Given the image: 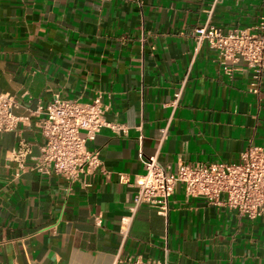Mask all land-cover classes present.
I'll list each match as a JSON object with an SVG mask.
<instances>
[{
	"label": "crops",
	"instance_id": "0c3cea01",
	"mask_svg": "<svg viewBox=\"0 0 264 264\" xmlns=\"http://www.w3.org/2000/svg\"><path fill=\"white\" fill-rule=\"evenodd\" d=\"M242 2L222 0L213 24L244 27ZM213 3L0 0V95L21 103L17 131L0 135V264H128L136 257L264 264V216L240 218L186 197L183 186L171 197L168 219L148 206L132 211L134 180L148 157L174 172L179 163H238L248 147L264 148V76L243 64L228 75L218 53L197 41ZM98 95L106 119L127 133L104 129L88 143L105 172L88 177V186L76 183L69 194L62 178L32 171V159L24 170L10 159L20 141L32 158L40 153L32 111L55 96L90 104Z\"/></svg>",
	"mask_w": 264,
	"mask_h": 264
},
{
	"label": "built area",
	"instance_id": "2783aa9c",
	"mask_svg": "<svg viewBox=\"0 0 264 264\" xmlns=\"http://www.w3.org/2000/svg\"><path fill=\"white\" fill-rule=\"evenodd\" d=\"M222 0H214L206 24L196 30L199 44L207 43L210 50L218 53L224 70L231 75L239 64L252 70L258 79L264 76V12L252 25L223 29L212 22L214 8ZM264 6V4H263ZM256 87V85H254ZM258 93L257 88L253 91ZM182 97L178 92L172 106L175 108ZM21 103L9 94L0 95V135L17 131L21 121L14 111ZM32 116L39 119V130L43 138L38 156L32 158V148L25 141L10 153V159L24 170L32 159V171L43 177L57 176L67 184L72 192L76 183L100 171L104 172L99 155L88 149V143L95 141L98 134L109 129L116 134H126L124 126L110 123L106 119V108L102 95L92 103L82 104L63 100L55 96L53 100L37 110ZM145 174L135 177L133 213L140 207L148 206L168 219L170 200L179 186L184 187L188 198H205L216 207H227L240 218L256 220L264 216V148L248 147L234 164L210 163L195 166L179 163L174 172L164 169L157 156L145 159ZM105 173V172H104ZM122 184L129 183L126 174H118ZM129 222L123 221L120 234L126 240ZM128 264H168L167 260H145L131 258Z\"/></svg>",
	"mask_w": 264,
	"mask_h": 264
},
{
	"label": "rangeland",
	"instance_id": "374dc122",
	"mask_svg": "<svg viewBox=\"0 0 264 264\" xmlns=\"http://www.w3.org/2000/svg\"><path fill=\"white\" fill-rule=\"evenodd\" d=\"M264 0H243L237 17L240 18V25L247 27L252 25L254 20L264 12Z\"/></svg>",
	"mask_w": 264,
	"mask_h": 264
}]
</instances>
